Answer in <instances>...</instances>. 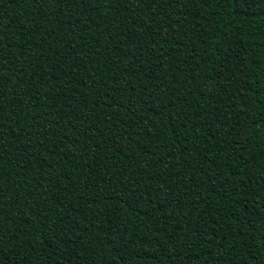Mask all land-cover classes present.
<instances>
[{
    "label": "trees",
    "instance_id": "trees-1",
    "mask_svg": "<svg viewBox=\"0 0 264 264\" xmlns=\"http://www.w3.org/2000/svg\"><path fill=\"white\" fill-rule=\"evenodd\" d=\"M0 264H264V0H0Z\"/></svg>",
    "mask_w": 264,
    "mask_h": 264
}]
</instances>
